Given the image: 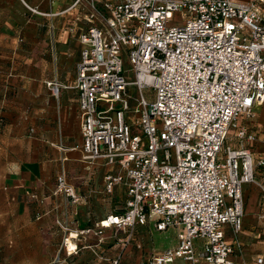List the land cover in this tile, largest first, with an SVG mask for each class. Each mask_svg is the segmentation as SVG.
Segmentation results:
<instances>
[{"label": "built area", "instance_id": "2783aa9c", "mask_svg": "<svg viewBox=\"0 0 264 264\" xmlns=\"http://www.w3.org/2000/svg\"><path fill=\"white\" fill-rule=\"evenodd\" d=\"M88 1L71 87L82 159L103 161L104 193L119 188L124 201L93 228L68 234L66 254L76 252L72 238L110 229L128 244L137 228L152 225L174 228L176 244L144 264H235L242 189L255 183V166L264 167V156L255 162L244 146L261 135L242 125L264 103V0ZM175 14L183 25L169 24ZM45 85L58 95L56 81ZM231 129L238 148L226 145ZM53 195L81 202L64 171Z\"/></svg>", "mask_w": 264, "mask_h": 264}, {"label": "crops", "instance_id": "0c3cea01", "mask_svg": "<svg viewBox=\"0 0 264 264\" xmlns=\"http://www.w3.org/2000/svg\"><path fill=\"white\" fill-rule=\"evenodd\" d=\"M73 1L0 0V264H117L113 254L119 245L109 247L110 229L101 236L91 233L68 240L71 247L76 246L71 255L63 246L68 234L93 228L106 215L117 212V207L112 208L114 199L124 201L119 188L111 196L104 193L108 168L103 161L89 165L81 161V119L77 93L71 87L81 50L78 36L89 26L90 5L82 0L67 10ZM94 1L100 5L119 0ZM49 81L61 86L56 97L45 85ZM258 108L261 118L264 103ZM29 127L33 135L27 131ZM260 135L264 140V131ZM53 147L68 183L81 197L79 204L53 195L55 159L49 156L55 154ZM262 156H255L254 161ZM259 168L255 177L260 183L256 181V185L264 189V172L259 173ZM242 190L243 198L246 194L255 199L254 185L245 184ZM32 194L42 203L31 201ZM262 214L264 211L257 215V228L242 224L240 249L231 256L235 264H258V259L264 264ZM226 236L232 240L228 229Z\"/></svg>", "mask_w": 264, "mask_h": 264}, {"label": "rangeland", "instance_id": "374dc122", "mask_svg": "<svg viewBox=\"0 0 264 264\" xmlns=\"http://www.w3.org/2000/svg\"><path fill=\"white\" fill-rule=\"evenodd\" d=\"M236 1H243V0H236ZM185 23L184 19L180 17V14H175L173 18L169 21L170 25H183ZM125 64L128 65L127 60L125 59ZM2 123V119L0 118V124ZM242 125H244L248 131L257 132L260 134L261 130L264 131V116L259 114V108L256 109V115L251 121H243ZM27 131L30 135H33L34 132L31 131V128H27ZM69 142L72 143L73 139L70 138ZM239 140L235 136V130L231 129L228 133V138L226 141V145L231 146L233 148L239 147ZM244 146L251 150L252 157L255 160V156H262L264 155V140L257 139L255 142L252 143H244ZM54 152L49 154L51 159H55L53 161V170H52V181L56 186V174L59 171H65L64 167L61 166V160L58 151L53 147ZM81 161L86 164H92L93 162H85L82 159ZM259 168V167H256ZM254 168V179L255 183L252 185L255 186L257 190L255 194V199L252 201L249 195L244 194V204L245 210H247L248 214H244L243 218V227L247 224L249 228H257V220H258V213L264 211V189L262 187L256 185L260 183V181L256 180ZM264 167L259 168V173L264 172ZM257 181V182H256ZM259 205V206H258ZM116 211H120L123 207V202H118V200L114 199L112 203V208ZM124 238L122 234H115L112 233L109 241L111 244L109 247L115 245H119L118 248L114 249L113 260L117 261V264H144L146 258L152 253L157 250L165 249L170 245H174L176 242V230L174 228H170L164 232H156L152 225L143 228H137L134 231L133 238L128 244H121L117 242L118 238ZM125 245V247H123ZM137 245H140L141 248L138 249ZM126 250V251H125ZM125 251V253H124ZM124 253L123 257L122 254Z\"/></svg>", "mask_w": 264, "mask_h": 264}]
</instances>
